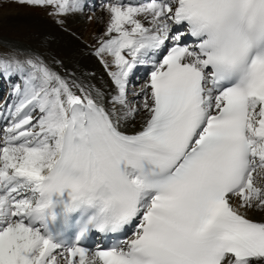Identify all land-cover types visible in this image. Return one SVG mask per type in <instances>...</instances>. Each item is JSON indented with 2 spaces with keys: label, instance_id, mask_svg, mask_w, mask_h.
I'll return each instance as SVG.
<instances>
[{
  "label": "snow or ice",
  "instance_id": "6c2138e0",
  "mask_svg": "<svg viewBox=\"0 0 264 264\" xmlns=\"http://www.w3.org/2000/svg\"><path fill=\"white\" fill-rule=\"evenodd\" d=\"M12 2L60 24L85 6ZM103 8L111 95L0 52V264H264V0Z\"/></svg>",
  "mask_w": 264,
  "mask_h": 264
},
{
  "label": "bare ground",
  "instance_id": "6f19581e",
  "mask_svg": "<svg viewBox=\"0 0 264 264\" xmlns=\"http://www.w3.org/2000/svg\"><path fill=\"white\" fill-rule=\"evenodd\" d=\"M79 15L77 13L65 18L66 25L64 27H59L51 20L30 22L29 24L39 28L40 35L38 38L40 40L35 39L33 46L28 45L32 49L40 51V58L46 64L51 63L52 67L50 65L49 67L60 75L68 78L76 76L86 83L88 82L86 78H90L91 83L102 87L106 94L111 95L115 91L114 86L99 59L94 55L98 47V41L102 37L107 24V14L104 9L97 12V19L93 21L95 23L79 22L78 20L82 19ZM15 21L19 22L20 20L15 19ZM85 24L87 25L84 28ZM42 40L44 44H42ZM56 53L65 55L62 62L57 61ZM21 58L23 59V56ZM92 74H94V78H92ZM14 80L15 78L8 81L13 82ZM141 85L143 84L136 86V89L138 90ZM138 124L139 121L136 122V125ZM262 184L264 185V180H262ZM249 216L260 221L264 219V212H251Z\"/></svg>",
  "mask_w": 264,
  "mask_h": 264
},
{
  "label": "rangeland",
  "instance_id": "374dc122",
  "mask_svg": "<svg viewBox=\"0 0 264 264\" xmlns=\"http://www.w3.org/2000/svg\"><path fill=\"white\" fill-rule=\"evenodd\" d=\"M8 8L9 7H0V19L4 20V21H2L5 24L4 26L8 27V31H7V29L6 30L1 29V27H3V26H2V24H0V26H1L0 27V29H1L0 30V35L1 34H5L7 36H11V37L16 38V39H20L21 38L22 40H25V41H31L32 38L35 37L36 29L35 28H30V27H28L25 24H20V25L11 24L10 22H14V21L12 20L13 18L12 19H10V18H11V16H18L19 14H21V15H23V14H31V15L37 16L36 12H34V11L30 10V9H23V10L20 11V10H15V9H8ZM17 19L20 20V21H24L26 23L28 22V24L30 22H32V21L34 22V21H37V20H42V21H45V20L49 21L50 20L48 18L36 19V18H31V17H18ZM95 20H93V21H95ZM93 21H91V22L95 23ZM2 22H0V23H2ZM20 27L24 31L23 35H17V33H13L11 31L13 29L19 30ZM28 44L33 46L35 44V40L32 43H28Z\"/></svg>",
  "mask_w": 264,
  "mask_h": 264
}]
</instances>
